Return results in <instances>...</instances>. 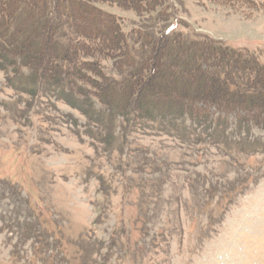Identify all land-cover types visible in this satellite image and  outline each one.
Here are the masks:
<instances>
[{"label": "rangeland", "instance_id": "obj_1", "mask_svg": "<svg viewBox=\"0 0 264 264\" xmlns=\"http://www.w3.org/2000/svg\"><path fill=\"white\" fill-rule=\"evenodd\" d=\"M152 3L144 12L100 6L155 43L175 19L186 42L221 40L264 66V0ZM18 6L9 0L6 12ZM164 47L167 84L179 76L211 81L231 69L212 73L193 51L172 56V45ZM8 68H0V264H264L260 124L239 125L233 115L219 128L181 117L126 122L93 103L109 116L99 133L57 87L38 89L26 71ZM241 74L264 80L262 69Z\"/></svg>", "mask_w": 264, "mask_h": 264}, {"label": "trees", "instance_id": "obj_2", "mask_svg": "<svg viewBox=\"0 0 264 264\" xmlns=\"http://www.w3.org/2000/svg\"><path fill=\"white\" fill-rule=\"evenodd\" d=\"M8 1L0 0V68L9 67L14 74L26 71L27 79L38 89L46 84L57 87L65 103L88 117V129L102 132L109 117L105 109L126 122H176L181 117L200 124L221 122L219 128L233 115L239 125L247 118L246 122L264 129V80L257 84L255 78L241 74L254 69L264 73L255 54L207 36L186 42L191 39L180 37L175 19L155 43L136 28L125 30L120 16L100 6L107 2L123 10L144 12L151 10L153 3H148L153 0H15L18 8L6 12ZM237 1L248 6L255 0H246L248 4ZM17 21H24L23 26L17 27ZM193 42L200 43L204 51L197 53L199 47ZM165 44L172 45V56L184 50L185 54L193 51L195 59H206L212 73L220 74L223 65L241 75L232 72L231 76L226 69L215 80L179 76L167 84L162 81V70H171V62L163 60L170 54ZM159 45V50L153 49ZM108 65L117 69L118 79L112 77L116 73H105ZM93 103L103 110L95 112ZM214 113H218L216 118Z\"/></svg>", "mask_w": 264, "mask_h": 264}]
</instances>
